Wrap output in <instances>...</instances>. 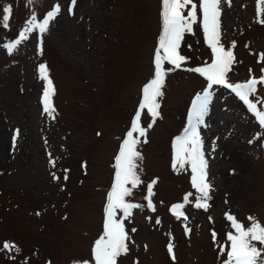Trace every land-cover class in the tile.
I'll use <instances>...</instances> for the list:
<instances>
[{
  "label": "rangeland",
  "instance_id": "1",
  "mask_svg": "<svg viewBox=\"0 0 264 264\" xmlns=\"http://www.w3.org/2000/svg\"><path fill=\"white\" fill-rule=\"evenodd\" d=\"M193 2L197 20L178 49L187 59L167 73L155 122L146 109L141 112L146 136L134 134L142 183L126 200L144 207L124 220L131 240L117 264H225L226 234L234 233L226 213L245 228L249 217L264 225V126L231 89L209 87L206 77L189 70L213 59L200 0ZM57 4L61 11L47 31L29 33L9 55L3 45L18 39L33 15L40 22ZM6 6L12 15L8 28L0 20V264H95L93 248L104 232L115 157L143 89L154 78L162 0H76L75 6L71 0H0V15ZM258 7L264 9L258 0L219 5L220 44L235 57L229 83L264 76V11ZM41 64L54 89L53 116L44 111L47 81L40 77ZM205 92L210 101L198 122L193 104ZM250 100L264 111V84ZM193 126L207 161V210L195 207L199 193L190 162L176 164V142ZM153 181L155 211L145 199ZM178 203L187 219L171 211ZM117 219H124L119 210ZM5 242L16 247L4 249Z\"/></svg>",
  "mask_w": 264,
  "mask_h": 264
},
{
  "label": "snow or ice",
  "instance_id": "2",
  "mask_svg": "<svg viewBox=\"0 0 264 264\" xmlns=\"http://www.w3.org/2000/svg\"><path fill=\"white\" fill-rule=\"evenodd\" d=\"M72 6H75L76 0H71ZM33 3V0H29ZM221 0H200L199 7L202 10L203 16V31L210 47L213 59L210 64L189 69L206 77L209 82V87L212 85H223L232 92H234L249 108L251 112L257 117L261 126H264V111L257 108V103L250 100V96H254L257 92V85L264 84V76L260 78L250 77L246 82L229 83L227 74L231 70V66L235 61L232 50H226L220 44L219 34V5ZM259 4H264V0H258ZM191 6L187 16L183 14V9ZM61 11L60 5H54L53 10L49 11L42 21L38 22L35 15H33L24 26L23 30L19 32V38L14 42L4 44L3 47L7 53L11 55L24 40L28 38V34L37 29L41 34L47 31L50 21H52ZM71 11V8L69 9ZM258 11H264L258 7ZM12 15L11 6H6L2 10L0 20H2L3 27H9V21ZM162 18H163V34L159 39V45L155 52L154 64L155 74L154 78L143 89L142 102L135 115L131 125V130L127 132L126 138L123 140L119 149L118 155L115 157V182L107 196V203L105 207L106 219L104 223L103 235L96 240L93 248V259L95 264H117V258L121 255H126L129 251L128 243L131 237L125 230L124 220L129 219L132 215L133 209L144 207V205L128 202L126 197L133 195L132 189L136 188L142 183L138 174L137 161L141 159L140 153L137 151V144L140 142L134 134L139 137H145L147 129L141 126V112L147 110L150 114L152 123L159 117L160 113L158 98L162 96V87L165 82V77L169 71L178 69L186 61V57L179 54L178 49L181 40L186 32H192L193 24L197 20V4L193 0H162ZM264 23V20L260 21ZM234 47V43H233ZM264 58V54H260ZM165 63L173 66L172 69H166ZM38 71L41 79L47 81V87L43 94L44 111L50 116L54 115V107L51 104L50 97L54 93L52 81L47 74L46 65L38 66ZM264 72V69H262ZM211 94L205 92L203 95H198L193 104V119L202 122L203 116L207 111ZM149 123L148 127L152 126ZM100 135V133H97ZM191 145V147H189ZM185 162H190L193 187L199 193L196 198L195 207L204 208L207 210V202L211 199L209 196L210 185L206 181L207 161L201 150V140L193 126L190 129V134L176 142V164L183 167ZM50 163L55 167V160H50ZM175 167V164H174ZM67 171V170H66ZM54 179H59L53 173ZM67 179V176H65ZM155 181L147 185V200L146 207L155 211V206L151 197L154 195L153 186ZM131 185V188L128 187ZM188 197H185L187 201ZM183 203H178L172 206L171 211L177 219L183 217L187 219L185 213L182 211ZM118 210L123 213L124 219H117ZM39 215V213H37ZM226 218L230 222L233 232L227 233V240L230 241V249L227 250V260L225 264H264V225H261L253 217H249L250 226L245 228L244 225L236 220V218L226 213ZM211 219V218H210ZM159 224V219L156 220ZM186 232L190 231L185 226ZM135 232V229L131 230ZM216 234L213 233L215 239ZM260 245L257 246L256 243ZM4 249L11 250L16 246L14 244L5 242ZM169 253L175 259L173 253V245L168 246ZM224 247H221V252H224ZM16 251H19L16 248ZM83 264H88L87 261Z\"/></svg>",
  "mask_w": 264,
  "mask_h": 264
}]
</instances>
